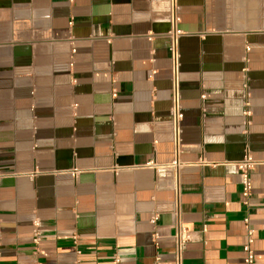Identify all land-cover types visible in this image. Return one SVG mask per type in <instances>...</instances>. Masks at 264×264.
<instances>
[{
  "label": "crops",
  "instance_id": "crops-1",
  "mask_svg": "<svg viewBox=\"0 0 264 264\" xmlns=\"http://www.w3.org/2000/svg\"><path fill=\"white\" fill-rule=\"evenodd\" d=\"M177 1L176 170L170 0H0V264H264V0Z\"/></svg>",
  "mask_w": 264,
  "mask_h": 264
},
{
  "label": "built area",
  "instance_id": "built-area-1",
  "mask_svg": "<svg viewBox=\"0 0 264 264\" xmlns=\"http://www.w3.org/2000/svg\"><path fill=\"white\" fill-rule=\"evenodd\" d=\"M171 3V28L167 34L169 40V52L171 58V108H170V125L172 131V139L174 144L175 158L171 164L174 169H179L183 164L180 160L181 142H182V121L184 119V112L181 102V53H180V39L185 32L180 27V8L177 0H170ZM258 161L254 158L250 150H247L244 157L236 163L241 175L242 194L245 198L251 195L253 190L252 171ZM80 170L73 168L71 173L76 176ZM3 174H0V178ZM248 223L249 221L246 220ZM39 226L38 223H35ZM39 230L34 232V239L38 241ZM188 240V232L184 226L178 221L175 233V247H176V262L181 264L182 252ZM254 241L253 230H247V243L244 246L245 258L244 264H255V254L252 248Z\"/></svg>",
  "mask_w": 264,
  "mask_h": 264
}]
</instances>
